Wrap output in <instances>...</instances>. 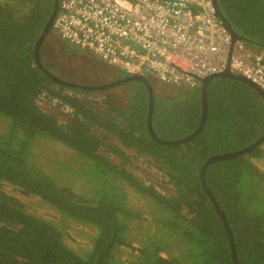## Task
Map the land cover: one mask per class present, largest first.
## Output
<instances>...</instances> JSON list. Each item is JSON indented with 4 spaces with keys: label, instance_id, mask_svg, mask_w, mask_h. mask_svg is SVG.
I'll list each match as a JSON object with an SVG mask.
<instances>
[{
    "label": "trees",
    "instance_id": "16d2710c",
    "mask_svg": "<svg viewBox=\"0 0 264 264\" xmlns=\"http://www.w3.org/2000/svg\"><path fill=\"white\" fill-rule=\"evenodd\" d=\"M217 1L245 44L264 51V0ZM58 11L57 0H0V264H234L200 168L210 155L242 149L263 135V94L236 77L215 75L198 134L159 143L148 127L146 84L125 80L133 73L115 66L113 79L98 83L106 86L83 88L57 82L41 69L40 63L63 77L74 59L88 60V52L54 26ZM52 15L38 62L37 43ZM133 80L135 88L111 90ZM202 82L175 84L194 89L189 96L154 94L152 125L159 137L179 139L198 129ZM41 97L67 103L69 113L44 111L37 103ZM54 144L63 160L44 170L30 166L31 149L48 166L52 159L42 155L53 157ZM132 149L134 159L146 154L161 181L136 177L127 166ZM204 175L232 229L238 263L264 264V140L211 162ZM151 219L158 230L138 237ZM165 237L185 242L183 259L164 255Z\"/></svg>",
    "mask_w": 264,
    "mask_h": 264
},
{
    "label": "built area",
    "instance_id": "2783aa9c",
    "mask_svg": "<svg viewBox=\"0 0 264 264\" xmlns=\"http://www.w3.org/2000/svg\"><path fill=\"white\" fill-rule=\"evenodd\" d=\"M53 24L129 73L194 85L229 64L264 89V51L238 42L229 61L231 35L214 0H61Z\"/></svg>",
    "mask_w": 264,
    "mask_h": 264
},
{
    "label": "rangeland",
    "instance_id": "374dc122",
    "mask_svg": "<svg viewBox=\"0 0 264 264\" xmlns=\"http://www.w3.org/2000/svg\"><path fill=\"white\" fill-rule=\"evenodd\" d=\"M53 39L57 41V38L54 36ZM247 49L248 47L245 46ZM88 55V60L85 63L79 62L77 59H74V64L72 66V70H70L69 75H63L64 78L75 82V83H80V84H98V83H108L110 80L113 79V75L116 74V68L112 64H107L105 63L101 57H99L96 54H89ZM86 55V56H87ZM98 59V61L95 60ZM102 60V61H101ZM147 78L150 80V83L153 87V91L155 94L156 99L161 98V97H185L192 95L194 92V89H190L187 87H182V86H177L171 82H167L164 80L159 79L157 76H155L152 73H144ZM58 75V74H57ZM127 86H132L135 88L138 86V83L133 80L129 81L128 83L120 84L115 87H113L111 90H122ZM131 88V87H129ZM177 99V98H174ZM3 118V117H1ZM68 118V117H65ZM9 121V119H8ZM3 128L0 126V129ZM46 139V138H44ZM38 140V139H37ZM48 142H50L48 139H46ZM195 141V140H194ZM36 142V141H35ZM199 142V141H197ZM197 142H192V144H196ZM204 142H200V145H202ZM55 148L57 150L54 151L53 157H51V153H47L42 155L46 161H49L52 159V161L49 163V165H42L39 161L38 158V153L35 151V149H31L30 153L28 154V162L30 166L39 168V169H46L54 164L55 161H57L59 158L63 160V156L58 150L59 145L54 144ZM132 150H129L127 154L130 156V164H127V166L131 169H133L136 172V177L140 178L148 183V178L154 177L156 181H161L163 174L158 171L157 169L154 168L153 164H151L148 160L145 159L147 158L146 154H136L139 155V157L134 159L135 152ZM39 151V150H38ZM40 152V151H39ZM117 161H119L118 158H115ZM63 163V161H62ZM70 164V162H68ZM96 185V182H92L90 184H87L85 187V190L87 193L90 192V190L93 188V186ZM43 212V211H40ZM64 220L68 221L70 218L68 216L63 217ZM151 223L147 227H142L137 234L138 237H143L144 234L149 231L150 233H154L158 230V226L154 227L152 223L153 220L151 219ZM74 226V225H73ZM72 226V228H73ZM136 230V229H135ZM170 237V236H169ZM167 238L165 237L166 241L163 243H160L164 255H167L172 258H181L183 259L186 256V244L182 240H178V242L175 244L173 241V238ZM144 242H148L147 239H142ZM135 242V241H134ZM136 243V242H135ZM140 244V243H138ZM123 253V250L120 251Z\"/></svg>",
    "mask_w": 264,
    "mask_h": 264
},
{
    "label": "water",
    "instance_id": "95a60500",
    "mask_svg": "<svg viewBox=\"0 0 264 264\" xmlns=\"http://www.w3.org/2000/svg\"><path fill=\"white\" fill-rule=\"evenodd\" d=\"M215 7H216L217 16H219L222 19L224 25L226 26V28L228 29V31L232 35V43H231V49H230V56H231L236 41L237 40H242V41L246 42V39L243 38L240 34L236 33V31L234 30L232 25L226 20V18L224 17L221 9L219 8L217 0H215ZM52 17H53V15L51 16L49 22L47 23V27H46L45 31L41 34V37H40V39H39V41L37 43L36 60L38 62H39V57H38V51L37 50H38L40 41L42 40L44 34L46 33L48 27L50 26V24L52 22ZM40 67L45 73L50 75L55 81L64 83V84H66L68 86H78V87H83V88H97V87L106 86L105 84H80V83H75V82H72L70 80H67V79H65V78H63V77H61L59 75H56V74L50 72L41 63H40ZM215 75H224V76L236 77L238 79H241V80H243L245 82H248V83L252 84L264 96V89L261 88V86L259 84H257L255 81H253L252 79L248 78L247 76H245L243 74H238V73L233 72L232 69L230 68V65H228L227 68L224 71L212 74V75H210L208 77H205L203 79L202 87H201V93H202V114H201V121H200L199 127H198V129L196 131H194L190 135H188L186 137H183V138H179V139H163V138L159 137L155 133L153 125H152V114H153V110H154L153 106H154V99L155 98H154V93H153V87H152L150 81L148 80V78L146 76L142 75V74H130L129 76H127L125 78V80H127V79H138V80H141V81H143L146 84V86L148 88V93H149L148 127H149V130H150V133H151L152 137L159 143L177 144L179 142H185V141L189 140L190 138L194 137L195 135H197L198 132L201 130L203 124L205 123L207 115H208V102H207L208 82H209L210 78L215 76ZM263 140H264V134L262 136H260L257 140H255L251 145L246 146V147H244L242 149H238V150H235V151H229V152H225V153H220V154L210 155L205 160V162L202 164V166L200 168V177H201V180H202V186L204 187V189L207 191V193L212 198L214 206L218 210L220 216L223 219L224 225L226 227V230H227V233H228V236H229V239H230V244H231L232 256H233L234 264H239V263L237 261L236 244H235L234 238L232 236V229L230 228L229 223L227 222L226 215L224 214L221 205L219 204V202L214 197V195L212 193V190L210 189L209 185L206 182L205 175H204V170L208 166V164H210L211 162L219 160V159L234 157L237 154L246 152V151L250 150L252 147H254L257 144H259Z\"/></svg>",
    "mask_w": 264,
    "mask_h": 264
},
{
    "label": "clouds",
    "instance_id": "9594fccd",
    "mask_svg": "<svg viewBox=\"0 0 264 264\" xmlns=\"http://www.w3.org/2000/svg\"><path fill=\"white\" fill-rule=\"evenodd\" d=\"M58 1V6H59V10H60V6H61V0H57ZM214 3H215V0H214ZM217 3H218V1H217ZM59 12V11H58ZM219 17V16H218ZM223 22V21H222ZM224 24V23H223ZM225 26V25H224ZM56 27V26H55ZM226 27V26H225ZM57 28V27H56ZM58 29V28H57ZM59 31V30H58ZM230 33V32H229ZM61 34V33H60ZM230 35H231V33H230ZM62 36V35H61ZM63 37V36H62ZM65 38V37H64ZM67 39V38H66ZM67 40H69V39H67ZM70 41V40H69ZM70 42H72V41H70ZM238 42H240V43H242L243 44V46H244V48L247 50V51H249V52H251V53H256V52H260V51H257V50H254V49H252V48H250V47H248L245 43L246 42H244V41H242V40H237L236 41V43H235V45H234V48H233V52H232V55H233V53L234 52H236L237 51V46H236V44L238 43ZM74 45H76L77 47H79L80 49H82L83 51H85V52H88V53H90V54H95V53H93L92 51H90V50H88V49H85V48H83V47H81L80 45H78V44H76V43H74V42H72ZM231 43H232V35H231ZM245 46H247L248 47V49L245 47ZM230 49H231V45H230ZM230 49H229V61L231 60V58H232V55L230 56ZM97 55V54H96ZM100 57V56H99ZM104 60V59H103ZM229 65V64H228ZM227 65V66H228ZM227 68V67H226ZM225 68V69H226ZM231 68V67H230ZM225 69H223V70H221V71H224ZM232 69V68H231ZM48 70V69H47ZM50 71V70H49ZM221 71H218V72H221ZM232 71L233 72H235V73H238V72H236V71H234L233 69H232ZM50 72H52V71H50ZM218 72H214V73H211V74H209V75H207V76H204V77H201L200 79H204L205 77H208V76H210V75H212V74H215V73H218ZM53 73V72H52ZM55 74V73H54ZM133 74H135V73H133ZM136 74H142V75H145L144 73H136ZM238 74H241V73H238ZM57 75V74H56ZM60 76V75H59ZM62 77V76H61ZM200 79H198V80H200ZM68 80V79H67ZM262 88V87H261ZM37 103H38V105L44 110V111H46V112H55V113H58V114H60L61 116H65V115H67L68 113H69V111H70V109L68 108V104L67 103H59L57 100H52V101H48L46 98H44V97H41V98H38V100H37Z\"/></svg>",
    "mask_w": 264,
    "mask_h": 264
},
{
    "label": "flooded vegetation",
    "instance_id": "af4514ba",
    "mask_svg": "<svg viewBox=\"0 0 264 264\" xmlns=\"http://www.w3.org/2000/svg\"><path fill=\"white\" fill-rule=\"evenodd\" d=\"M135 74H136V73H135ZM144 76H146V75H144ZM135 81H136V80H135ZM263 134H264V133H263ZM261 136H262V135H261ZM252 148H254V147H252ZM252 148H251V149H252ZM251 149H250V150H251ZM221 207H222V206H221ZM222 210H223V208H222ZM223 212H224V210H223ZM224 214H225V213H224ZM219 215H220V214H219ZM220 217H221V216H220ZM221 218H222V217H221ZM222 220H223V219H222Z\"/></svg>",
    "mask_w": 264,
    "mask_h": 264
},
{
    "label": "bare ground",
    "instance_id": "6f19581e",
    "mask_svg": "<svg viewBox=\"0 0 264 264\" xmlns=\"http://www.w3.org/2000/svg\"><path fill=\"white\" fill-rule=\"evenodd\" d=\"M216 211L218 212V210L216 209ZM219 213V212H218Z\"/></svg>",
    "mask_w": 264,
    "mask_h": 264
}]
</instances>
